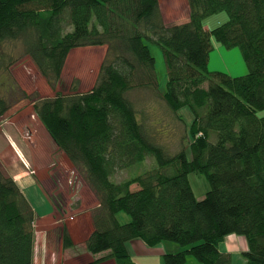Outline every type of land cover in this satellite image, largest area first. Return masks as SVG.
Returning a JSON list of instances; mask_svg holds the SVG:
<instances>
[{
  "label": "trees",
  "instance_id": "trees-1",
  "mask_svg": "<svg viewBox=\"0 0 264 264\" xmlns=\"http://www.w3.org/2000/svg\"><path fill=\"white\" fill-rule=\"evenodd\" d=\"M186 2L188 20L168 26L160 0H0L4 91L27 97L10 76L16 58L4 50L18 42L54 92L31 100L34 115L95 198L96 206L87 210L92 232L84 248L91 256L106 255L89 264L106 258L134 264L127 250L134 240L185 248L163 254L162 264H186L187 256L195 264H232L230 254L218 250L228 235L245 239L244 264H264V0ZM219 12L227 13V21L206 29L204 20ZM212 39L239 48L245 75L208 72ZM143 40L162 51L165 93L159 92L155 61ZM87 47L106 48L93 85L81 92L75 80L67 93L57 92L71 51ZM138 91L151 93L181 124L176 113L188 109L190 158L184 146L167 153L154 141L132 95ZM16 97L0 94V119ZM148 159L150 168L136 177L112 181ZM192 173L208 183L202 200L189 183ZM121 213L130 220L121 223ZM35 220L0 164V264H33ZM57 231L62 248H70L66 226Z\"/></svg>",
  "mask_w": 264,
  "mask_h": 264
},
{
  "label": "rangeland",
  "instance_id": "rangeland-1",
  "mask_svg": "<svg viewBox=\"0 0 264 264\" xmlns=\"http://www.w3.org/2000/svg\"><path fill=\"white\" fill-rule=\"evenodd\" d=\"M159 10L163 22L168 26L188 20L189 10L186 0H160ZM227 17L226 12L213 14L204 20V27L212 30L225 23ZM143 41L148 46L150 54L155 61L159 92L165 93L167 75L162 51L158 45L147 40ZM212 43L213 50L209 54L208 72H220L231 77H240L247 73V66L239 48L226 49L213 39ZM5 48V53L16 58V62L10 68V76L19 89L26 93L27 97L19 100L21 95L18 92L12 96H10L11 93H6L4 86L1 84L4 79L2 77L3 73L0 74V94L7 96L9 99L17 96L16 102L0 119V154L6 153L7 156L14 158V148H9V137L17 142L19 148L23 150L28 158L29 162L27 161L26 167L28 171H31V176L34 178L41 195L46 196L50 203H52V198H55L57 203L61 205L60 211H58L52 203L55 213L54 217L56 220H60L63 219L64 215H72V213L68 212V209H75L73 205L77 199L82 200L86 205H91L94 200L93 194L84 180L76 173L72 164L58 150L43 125L34 115L31 100L36 95L42 98L53 97L54 92L48 88L30 59L24 55V51L18 42L7 44ZM105 51V47H87L71 51L56 91L63 94L67 93L71 83L75 80L78 81V88L81 92L89 90L95 81ZM132 95L136 102L139 103V109L143 111L146 124L152 127L154 141L164 147L167 153L176 152L181 149V146H184L187 157L190 158L188 150L190 137L185 136L192 120L188 109L183 108L176 113L182 120V125L179 121H175V118L167 112L165 105L154 98L151 93L138 91ZM259 115H263V113H259ZM33 118L36 119V122H34ZM9 149H11L10 152ZM151 164L152 160L148 159L128 170L119 171L113 175L112 181L121 182L122 180L136 177L144 170L149 169ZM6 174L10 176L7 172ZM188 180L196 199L202 200L209 188L205 177L192 173L188 175ZM131 189L135 190L137 186H131ZM75 211H79V209L77 208ZM118 219L121 223H126L130 220L129 216L124 213L119 214ZM34 226L35 229H38L37 225ZM40 227L41 225H39ZM60 227L59 224L51 230L49 235L53 237L52 240L54 241L52 243H55L56 238L59 237V234L55 233ZM163 243L167 245L165 247L170 252H181L185 249L172 242ZM36 246L39 247L38 244ZM172 247H176L177 251H172ZM195 263L193 256L186 257V264ZM36 264H39V256L36 257ZM43 264H55L50 253L46 255ZM235 264H244L241 256H236Z\"/></svg>",
  "mask_w": 264,
  "mask_h": 264
},
{
  "label": "crops",
  "instance_id": "crops-1",
  "mask_svg": "<svg viewBox=\"0 0 264 264\" xmlns=\"http://www.w3.org/2000/svg\"><path fill=\"white\" fill-rule=\"evenodd\" d=\"M33 120L36 122L35 118H33ZM9 140L11 146H9V148H14L13 152L15 157H9L6 153L0 154V164L4 171L7 172L18 185L36 214L35 225L38 226V229H35L36 240L34 245L33 264H36L37 256H39V264H43L46 255L49 253L52 255V260L55 264H89L94 259L104 257L106 253L91 256L84 248V243L92 232L90 214L87 210L96 206L94 196L91 205H86L82 200L77 199L75 204L78 205V202H80L78 209H83V213L79 214L82 211H75L69 208L68 212L72 213V215H64V220H56L52 203L49 202L46 196L41 195L37 189L34 178L31 176V171H28L26 167L28 158L23 150L19 148L16 141L11 137H9ZM10 151L11 149H9V152ZM38 224L41 225L40 228ZM59 224L60 226L65 225L67 228L68 235L72 241V246L70 248H62L60 236L56 238L55 243H52L54 240H52V235L49 236V234L54 226H58ZM36 244H38L39 247L36 246ZM165 246L167 245L161 243L154 247H148L142 241L134 240L128 244L127 250L134 264H162L163 254L174 253L167 250ZM172 249V251H177L176 247H172ZM49 250L51 251L49 252ZM218 250L221 253L230 254L232 264H235L236 256H241V253L247 250V245L243 237L228 235L218 245ZM98 264L116 263L113 259L106 258L103 262Z\"/></svg>",
  "mask_w": 264,
  "mask_h": 264
}]
</instances>
